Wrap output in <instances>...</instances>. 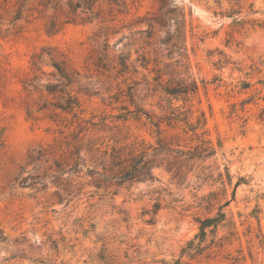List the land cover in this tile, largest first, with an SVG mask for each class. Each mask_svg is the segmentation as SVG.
Instances as JSON below:
<instances>
[{"label": "rangeland", "instance_id": "374dc122", "mask_svg": "<svg viewBox=\"0 0 264 264\" xmlns=\"http://www.w3.org/2000/svg\"><path fill=\"white\" fill-rule=\"evenodd\" d=\"M239 1L246 6L252 3L253 10L258 11L256 17L264 13V0ZM222 2L223 8L227 7V0ZM129 3V13L118 16L107 36L99 38L95 34L102 25L96 21L71 23L48 33L45 19L36 18L37 13L28 17L24 13L14 20L12 8L0 3V264H173L186 241L198 231L195 218L215 215L217 206L223 203L218 196L217 202L207 206L208 212L201 197L221 187L208 176L224 171V166L233 176L232 183L239 176L247 179L224 209L233 216L238 234L232 244L206 258L183 259L188 264H231L238 257L239 264H264V245L261 247L255 237L256 220L247 218L239 226L244 215L258 204L264 232V201L258 199L264 192V29L245 27L238 34V46L227 44L230 19L212 14L214 0H172L186 13L190 11L185 52L190 70L198 80L209 81L190 102H173L183 104L181 110H191L193 124L204 112L206 124L196 130L198 137L182 123L167 125L163 121L161 128L163 137H173L171 142L180 144L181 149L194 148L203 138L211 140L216 153L182 163L178 174L168 171L163 163L153 168L151 181L114 180L106 189L96 187L88 172L93 164L86 150L81 152L78 172L59 174L54 160L59 164L66 160L64 152L73 144L67 135L76 130L78 121L69 114L63 122H54L49 111H36L43 100L55 101L46 92L24 84L35 75L42 82L48 79L52 68L43 66L46 74H42L34 72L30 63L31 55L44 46L63 52L79 70L80 83L88 90L81 94L80 117L95 125L81 123L88 129L85 139H96L100 150L115 142H135L139 149L155 145L154 127L114 118L124 112L120 109L124 104L134 108L125 96L128 86H133L136 104L157 117L164 116L159 107L165 105L160 101L164 97L158 93L152 96L143 89L144 75L149 79L154 76V63L144 69L136 61L139 41L133 33L146 25L132 24L138 16L155 11L157 3ZM105 37L109 52L128 55L136 71L129 66L123 77L113 78L111 71L96 67ZM155 50L161 61L159 67L171 63L175 72L181 71L175 63V49L169 55L163 45L157 44ZM240 81L249 82V87L241 89ZM40 148L47 152L31 160L30 155H38ZM230 192L231 187L227 197ZM156 201L161 208L153 222L146 223ZM248 226L250 233L243 236ZM228 230L226 224L218 230V236L228 235Z\"/></svg>", "mask_w": 264, "mask_h": 264}, {"label": "trees", "instance_id": "16d2710c", "mask_svg": "<svg viewBox=\"0 0 264 264\" xmlns=\"http://www.w3.org/2000/svg\"><path fill=\"white\" fill-rule=\"evenodd\" d=\"M157 3V9L147 12L143 16H138L132 24H145V28H139L134 31L133 35H138L135 39L139 41V47L136 50L138 56L136 61L140 62V66L148 69L150 62L154 63L151 71L154 72L152 78L144 75V90L151 92L154 96L158 93L162 95L165 105H159L163 117L145 110L140 104L134 101L135 95L131 92L133 86H128L125 96L127 101L134 106L130 109L124 104L120 109L124 112L114 116L117 120L127 123L129 120L141 122V124L154 127L153 133L156 135L155 145L141 147L135 146V142L131 144L120 145L118 142L106 146L104 150H100L96 139L86 137V127L82 126V122L91 123L80 117L83 113L81 94H87V88L82 87L80 83V72L73 66L67 56L55 47L44 46L31 55V68L35 71H42L43 66H48L52 70L47 73L48 79L42 82L40 76H34L28 82H24L27 86H32L35 90L46 92L52 96L55 101L43 100L36 108V111H49L50 118L54 121H64L67 115L76 118L78 125L76 130L70 132L67 136H71L73 140L72 148L68 150L66 160L63 164L54 160L58 168L59 174L78 172L80 168L81 152L86 150L90 155V161L93 164L88 170L94 177L96 187L108 188L114 180L117 183L134 180L148 181L153 180V168L166 163L168 171L174 170L176 174L180 172L182 163L189 162L194 159H206L216 153V147L211 145L210 139H200V143L194 148L181 149L180 144H173L170 139L163 137L161 124L163 121L167 125L171 123H182L186 130L191 131L198 137L196 130L204 128L206 118L204 112L197 117L196 124L191 121V110H181L186 102L199 92L200 88L206 89L209 81L197 79L190 70L189 57L185 53L187 51V13L184 7L172 3V0H154ZM4 7L12 8L14 12V20L22 18L24 13L28 16L34 15L36 18L45 19V28L48 33H56L65 25L71 23H92L94 21L100 23V31L95 34L96 38L107 36L108 30L115 26L118 16L127 15L129 13V0H0ZM215 8H212V14L220 19H230L228 30L226 31V43L238 46L239 32L245 27L252 29H264V13L262 16L256 17L258 11L253 10L252 3L247 6L239 0H227V7L223 8L222 0H214ZM119 20V19H118ZM164 32L161 37L160 33ZM205 35L200 36L203 40ZM96 41H98L96 39ZM161 44L168 50L169 55L173 49L176 50L178 58L175 63L181 71L175 72L171 63H163L162 67L158 65L161 61L157 58L156 45ZM102 49L99 51L95 65L99 69L111 71L113 78L123 77L129 66H133L129 61V56L122 51L119 53H110L107 44V37L102 41ZM171 53V54H170ZM152 55V56H151ZM134 68V66H133ZM136 71V68L133 69ZM177 76L175 78V75ZM167 78H164V77ZM216 79V78H214ZM250 83L240 81L241 89H247ZM123 91V90H121ZM181 100L182 105H174L173 101ZM158 104V103H157ZM62 119V120H61ZM164 119V120H162ZM114 126L118 127L117 124ZM69 128V126H67ZM185 131V130H184ZM85 132V133H84ZM186 132V131H185ZM205 131H202V134ZM222 145L218 143V147ZM149 149L151 152H149ZM47 149L40 148L38 155H30L31 160H37ZM66 163V165H64ZM66 166H70L65 168ZM212 178L213 183H219L218 191L210 190L201 198L205 200L204 207L208 212L212 201H216L218 196L224 199L220 203L215 215L197 216L195 221L198 225V231L194 236L187 240L179 252L178 258L173 264H188L187 261H198L203 257H208L211 253L218 251L225 245L233 242V237L238 234L237 224L233 220V216L229 217L224 210L230 205L231 200H235L236 189L240 184H247V179L239 176L235 183H232L233 176L230 174L229 168L224 166V171H219ZM231 187L229 197H227L228 189ZM258 199L264 201V192L259 194ZM217 202V201H216ZM161 208L159 201L154 202L149 210L150 217L145 220L146 223H152L154 217ZM262 212L260 205L256 204L251 212L244 215L245 219L240 220L239 226L242 225L247 218H253L257 222V231L255 237L259 245H264V232L260 225L259 214ZM238 216L242 214L238 213ZM229 226L228 235L218 236V230L221 227ZM243 232V236L249 235L250 230ZM239 237L237 236L236 239ZM238 257L231 264H239Z\"/></svg>", "mask_w": 264, "mask_h": 264}]
</instances>
